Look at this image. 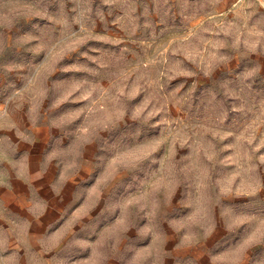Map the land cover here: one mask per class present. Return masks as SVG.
<instances>
[{
  "label": "rangeland",
  "instance_id": "rangeland-1",
  "mask_svg": "<svg viewBox=\"0 0 264 264\" xmlns=\"http://www.w3.org/2000/svg\"><path fill=\"white\" fill-rule=\"evenodd\" d=\"M5 112L59 189L22 264H264V0H0Z\"/></svg>",
  "mask_w": 264,
  "mask_h": 264
},
{
  "label": "crops",
  "instance_id": "crops-1",
  "mask_svg": "<svg viewBox=\"0 0 264 264\" xmlns=\"http://www.w3.org/2000/svg\"><path fill=\"white\" fill-rule=\"evenodd\" d=\"M48 139L24 115L0 114V264L7 255L22 264L61 212Z\"/></svg>",
  "mask_w": 264,
  "mask_h": 264
}]
</instances>
